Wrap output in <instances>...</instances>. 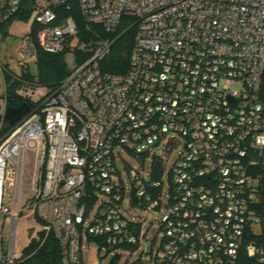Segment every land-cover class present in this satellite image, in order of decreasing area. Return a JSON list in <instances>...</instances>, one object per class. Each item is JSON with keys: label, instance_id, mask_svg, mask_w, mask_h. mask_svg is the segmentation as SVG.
Segmentation results:
<instances>
[{"label": "built area", "instance_id": "obj_1", "mask_svg": "<svg viewBox=\"0 0 264 264\" xmlns=\"http://www.w3.org/2000/svg\"><path fill=\"white\" fill-rule=\"evenodd\" d=\"M21 2L0 3V23ZM27 21L22 68L38 50L71 52L78 63L56 87L22 80L14 94L28 110L8 127L3 100L0 264H29L50 238L59 249L51 264H82L84 239L106 257L136 242L129 208L141 204L161 212L151 264H237L264 185V0H31ZM121 27L135 30L127 65L103 70ZM146 160L160 165L159 179L144 173ZM13 203L33 217L29 253V241L16 247Z\"/></svg>", "mask_w": 264, "mask_h": 264}, {"label": "trees", "instance_id": "obj_2", "mask_svg": "<svg viewBox=\"0 0 264 264\" xmlns=\"http://www.w3.org/2000/svg\"><path fill=\"white\" fill-rule=\"evenodd\" d=\"M31 9V0H22L21 6L19 10L14 13L12 16H17L23 20H28ZM9 17L7 20L0 23V28H3L6 23L11 20ZM126 19V18H125ZM125 19L122 20V25L124 24ZM134 29L130 28L127 31L123 32L122 27L117 31V38L114 41L111 52L107 59H105L101 63V68L103 70L109 72H121L127 65L126 55L130 50L133 44L134 38ZM65 53H51L44 50H38L37 57L35 59V63L38 67V75L37 77L31 75L28 71H23L20 74L16 75V73H12L8 70V68L3 67V81L6 84L5 93L2 99L5 101L7 107H18L21 105L22 101L20 98L15 96V90L21 86V81H31L38 83L40 85H44L47 87H56L61 84V82L68 76L69 70L64 61ZM261 96L264 97V75H262V84H261ZM7 124V121L4 119L3 126ZM7 130L3 129L2 133H5ZM150 173L151 175L159 179L160 177V165L156 164L152 161L150 164ZM158 192L153 195H157ZM258 200L254 204L257 221L253 224L249 225L244 233L242 247L238 254L237 264H264V262H260V259H264V185H262L261 189L258 192ZM140 209H146L143 204L136 206ZM135 208V207H134ZM160 211L159 209H157ZM161 217V216H160ZM133 218L132 220H130ZM130 223L129 228L132 233L136 236V242L134 244L123 243L121 245H116L113 247V251L109 253L112 256L110 264H115L118 262L119 258L122 255H132L138 249L141 242V238H145V233L142 232V223L140 220L133 217L130 213L128 217ZM257 225L258 231L255 232V228L253 225ZM159 230L162 232L163 237V224L159 219ZM30 245H28L25 249L27 253L31 252L36 248L35 242L29 241ZM160 243V241H159ZM252 243L257 248L260 249L261 253H255L254 255H249L246 246ZM159 246V244H158ZM153 250H151L152 252ZM150 252V254H151ZM149 254V255H150ZM59 259V249L55 241L51 238L48 239L40 248H38L33 255V257L28 262L29 264H39V263H47L51 264L57 262ZM124 264H151L150 261L145 260V263L142 262V257L139 260L134 262L125 261ZM163 264V263H161Z\"/></svg>", "mask_w": 264, "mask_h": 264}, {"label": "rangeland", "instance_id": "obj_3", "mask_svg": "<svg viewBox=\"0 0 264 264\" xmlns=\"http://www.w3.org/2000/svg\"><path fill=\"white\" fill-rule=\"evenodd\" d=\"M4 0H0L2 3ZM5 29H0V65L8 68L12 73L20 74L23 71H28L31 75L37 77L38 67L35 61L28 64V66L21 67L18 62V50L20 47L22 37L29 31V23L27 20H23L17 16H12L11 20L4 26ZM64 61L69 71H72L77 66V58L71 53H65ZM3 78V77H2ZM6 84L1 80L0 76V105L3 103V95L5 93ZM178 150H173L170 153L169 159L166 163V169L169 170L176 158ZM160 155L159 153H157ZM125 163L129 165L131 169H138L140 162L129 155L128 153H121ZM27 162V157H25ZM117 168L122 174V178L125 184L128 185V175L124 162L117 160ZM27 173L29 168H26ZM150 169V161L146 160L144 163V173H148ZM27 179V175H24V180ZM165 197V196H164ZM9 214H19V221L16 226V232L19 236L16 241V247L19 248L29 241V229L27 223H32L33 217L31 216L30 209L21 211L16 203L9 205ZM130 213L133 217L140 220L142 223V232L145 233V238H141L139 249L132 255H122L118 262L115 264H124L125 261L134 262L142 257V262L145 263L146 257L150 254L151 250H155L158 247L162 232L159 230V219L161 212L157 209H140L138 207H130ZM255 232L258 231L257 225H253ZM2 248L5 251L9 243V223L4 221L1 230ZM112 256L100 258L97 252V243L94 241L82 242V264H110Z\"/></svg>", "mask_w": 264, "mask_h": 264}, {"label": "water", "instance_id": "obj_4", "mask_svg": "<svg viewBox=\"0 0 264 264\" xmlns=\"http://www.w3.org/2000/svg\"><path fill=\"white\" fill-rule=\"evenodd\" d=\"M1 110V105H0ZM28 110L27 105L22 104L18 107H7L5 110V120L7 121L8 127L11 124H14L18 119H20Z\"/></svg>", "mask_w": 264, "mask_h": 264}, {"label": "crops", "instance_id": "obj_5", "mask_svg": "<svg viewBox=\"0 0 264 264\" xmlns=\"http://www.w3.org/2000/svg\"><path fill=\"white\" fill-rule=\"evenodd\" d=\"M0 29H5V28L3 27V28H0ZM2 71H3V67L0 65V76H1V80L3 81V78H2L3 77L2 76L3 75V72ZM16 75H18V74H16ZM2 105H3V103L1 104V106Z\"/></svg>", "mask_w": 264, "mask_h": 264}]
</instances>
